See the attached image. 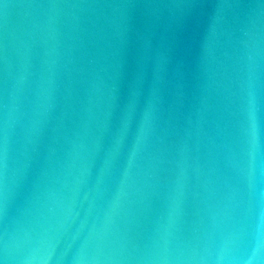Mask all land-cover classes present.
<instances>
[{"label": "water", "instance_id": "obj_1", "mask_svg": "<svg viewBox=\"0 0 264 264\" xmlns=\"http://www.w3.org/2000/svg\"><path fill=\"white\" fill-rule=\"evenodd\" d=\"M0 264H264V0H0Z\"/></svg>", "mask_w": 264, "mask_h": 264}]
</instances>
